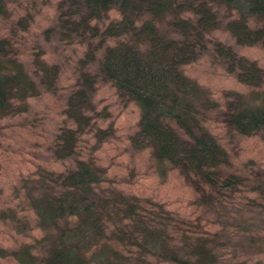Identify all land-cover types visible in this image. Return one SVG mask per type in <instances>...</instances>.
Here are the masks:
<instances>
[{
	"label": "rangeland",
	"instance_id": "1",
	"mask_svg": "<svg viewBox=\"0 0 264 264\" xmlns=\"http://www.w3.org/2000/svg\"><path fill=\"white\" fill-rule=\"evenodd\" d=\"M58 3L3 1L0 13V37L11 47L6 69L17 74L18 83L23 79L18 77L19 69L26 72L24 87L29 85L24 92L22 84L11 87L10 105L0 114V251L8 253H0V264H24L9 253L23 243L33 245L35 253L42 252L41 241L50 224L42 225L36 199L47 192L59 193L61 177L81 161L100 169L99 180L93 185L96 198L127 197L135 212L153 218L151 222L148 219L152 226L165 228L172 246L189 250L197 238L204 241L216 234L217 243L199 241L211 250L215 264H264V191L248 186L222 191L219 202L207 207L196 202L197 192L176 168L164 173L157 169L151 146L133 145L143 108L119 93L117 85L100 70H105V55L112 48L119 46L121 53L133 45L138 51H151L147 40L131 33L70 34ZM119 16L116 9H110L98 22ZM22 17L25 24L18 21ZM158 31L164 39L181 37L165 25H158ZM201 37L198 40L202 39L204 47L199 56L181 64L184 75L208 89L220 103L227 89H252L237 79L230 59L217 49L230 46L239 56L264 68V45L239 44L224 25ZM209 126L226 147L233 168L246 176L249 184L256 173L264 184V140L256 135L230 136L220 122ZM131 223L127 216L120 221L106 219L105 234L111 236L117 227L127 224L130 228ZM110 242L127 251L123 244ZM93 249H88V257ZM148 259L154 264H177L154 255Z\"/></svg>",
	"mask_w": 264,
	"mask_h": 264
},
{
	"label": "trees",
	"instance_id": "2",
	"mask_svg": "<svg viewBox=\"0 0 264 264\" xmlns=\"http://www.w3.org/2000/svg\"><path fill=\"white\" fill-rule=\"evenodd\" d=\"M3 1L9 0H0V13ZM58 8L70 34L131 33L147 40L151 51L141 52L133 45L121 53L119 46L112 48L105 55V70L100 72L117 85L119 93L142 106L144 116L132 143L151 146L161 173L176 168L197 192L196 202L210 208L219 202L222 191L243 186L264 191L259 174L252 175L255 180L249 184L248 178L233 168L226 147L209 126L220 122L230 136L256 135L264 140V68L239 56L230 46L219 45L217 51L230 59L237 79L253 87L245 92L225 90L222 103L181 69L182 63L195 60L203 50L198 37L219 25H224L239 44L264 45V0H59ZM110 9H116L120 16L99 23ZM18 21L26 23L25 17ZM158 25L175 29L181 37L164 39ZM10 49L7 39L0 37V114L10 105L11 87L22 84L23 92L29 87H24L26 72L19 69L18 77L23 79L18 83L17 74L6 69ZM162 50L169 52L164 55ZM99 170L93 163L81 161L61 177L63 189L59 193L47 192L36 199L42 225L50 224L41 241V253L33 252V245L26 243L9 253L24 264H154L148 259L152 255L177 264H215L211 250L198 238L189 250L172 246L165 228L152 226L148 219L153 218L135 212L127 197L96 198L93 189ZM115 210L123 214L117 216ZM125 216L132 220L130 228L127 224L117 227L111 236L105 234L106 219L120 221ZM216 237L214 234L201 242L217 243ZM110 241L123 244L127 251H120ZM91 247L94 249L88 257Z\"/></svg>",
	"mask_w": 264,
	"mask_h": 264
}]
</instances>
